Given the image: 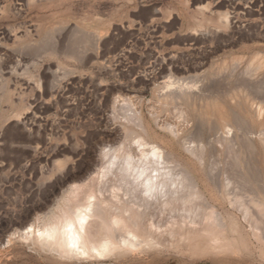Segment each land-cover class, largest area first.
Wrapping results in <instances>:
<instances>
[{"label":"bare ground","instance_id":"6f19581e","mask_svg":"<svg viewBox=\"0 0 264 264\" xmlns=\"http://www.w3.org/2000/svg\"><path fill=\"white\" fill-rule=\"evenodd\" d=\"M257 3L214 18L212 7L196 6L200 19L185 41H214L215 49L238 43L243 51L214 61L149 53V73L132 80L149 86V120L127 92L116 95L118 143L100 150L94 174L67 186L48 211L10 236L52 264H264V4ZM71 30V49L50 43L43 54L62 52L82 65L103 58L97 30ZM19 37L0 32L3 40ZM34 61L23 72L51 99L8 113L6 121H15L23 147L36 154L61 75Z\"/></svg>","mask_w":264,"mask_h":264},{"label":"rangeland","instance_id":"374dc122","mask_svg":"<svg viewBox=\"0 0 264 264\" xmlns=\"http://www.w3.org/2000/svg\"><path fill=\"white\" fill-rule=\"evenodd\" d=\"M252 1L43 0L26 4V0H0V32L7 28L20 34L18 39L0 38V264H52L10 235L14 229L32 222L40 212L48 211L55 196L67 186L94 174L99 166L96 160L100 158V150L118 143L120 113L112 108L116 95L127 92L149 120V86L132 81L136 73H149L152 62L149 53L165 55L183 51L207 61L232 52L241 53L243 47L238 43L215 49L214 41L190 45L184 38L193 37L189 27L200 19L194 10L196 6L209 5L214 18L218 11L234 13L233 6L250 5ZM256 1L258 6L264 4V0ZM74 25L87 32L98 31L103 58L82 65L62 52L55 57L43 54L48 48L46 44L50 43L61 51L71 49L70 34ZM20 50L24 54L18 53ZM122 50L128 51L127 54H122ZM33 58L40 61V71L49 66L58 77L61 75L59 94L52 98L51 106L44 113L52 123L46 127L45 140L37 155L23 147L15 121H6L8 113L23 112L34 101L41 103L50 97L41 96L35 81L23 72L26 65L29 70L34 69ZM175 62L182 60L177 58ZM45 76L48 78L50 74ZM8 89L13 93L9 94ZM66 102L70 103L69 107ZM41 179L44 182L40 183Z\"/></svg>","mask_w":264,"mask_h":264}]
</instances>
